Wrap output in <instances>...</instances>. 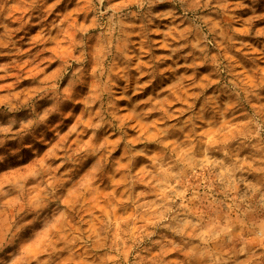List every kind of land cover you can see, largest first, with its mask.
<instances>
[{"label": "rangeland", "instance_id": "rangeland-1", "mask_svg": "<svg viewBox=\"0 0 264 264\" xmlns=\"http://www.w3.org/2000/svg\"><path fill=\"white\" fill-rule=\"evenodd\" d=\"M213 6L204 15L210 27H220L210 37L216 47L210 45L209 54L225 46L234 58L231 74L218 77L210 63L184 67L203 59L199 53L185 59L189 48L158 65L175 72L154 77L147 68L136 71L140 61L134 59L127 79L111 76L114 86L100 95L92 72L104 52L89 0H0V264H200L190 255V245L199 243L191 231L180 237L160 226L169 221L159 217L171 214L166 204L158 207L164 204L158 197L175 183V172L183 173L185 187L205 182L202 157L194 161L186 147L216 139L234 144L232 138L247 131L251 109L229 107L237 92H255L264 103V86L257 87L264 81V0H213ZM155 7L167 11L174 5L165 0ZM157 24L166 32L171 21ZM133 39L139 56L141 38ZM148 40L145 62L172 54L164 35ZM78 58L84 60L83 76L77 74ZM193 72L196 81L207 76L221 84L205 88L203 81L190 89L203 92L192 100L183 94L191 82L182 77ZM184 100L194 107L180 115ZM162 109L178 118H167ZM202 109L205 120L197 119L194 129L165 134L168 125ZM251 154L244 148L241 156ZM249 239L237 233L235 247L224 251Z\"/></svg>", "mask_w": 264, "mask_h": 264}, {"label": "clouds", "instance_id": "clouds-1", "mask_svg": "<svg viewBox=\"0 0 264 264\" xmlns=\"http://www.w3.org/2000/svg\"><path fill=\"white\" fill-rule=\"evenodd\" d=\"M168 2L174 7L161 11L155 6L165 3V0H121L119 5L110 4L109 0H89L95 12L93 27L100 30L97 42L104 52L102 58H97V65L92 72L100 95H103L105 86L109 89L114 86L111 76L127 79L129 65L134 59L140 61L135 65L136 71L147 68L154 77L167 71L175 72L174 67L158 68V65L166 59H173L177 52L189 48L193 51L188 52L185 59L194 53H199L203 59L197 57L198 63L194 61L192 64L183 65L184 67L195 69L210 63L218 77L231 74L230 68L234 58L227 54L225 46L221 45L215 55L209 54V46L216 47L210 37L220 27L218 23L210 27L211 18L204 15L210 6L214 10L213 0ZM133 6L135 13L124 11ZM133 16L134 19H130ZM165 19L170 20L171 24L167 26L166 32H161L157 21ZM150 35H164V47L172 54L167 57H152L145 62L143 56H151V42L148 40ZM137 36L141 38L139 56L135 55L137 42L133 39ZM174 43L179 47H175ZM78 59L81 67L77 74L83 76L84 60ZM146 74L149 73L141 72V75ZM195 75L193 72L190 76L182 77L183 80L191 82L183 89V94L190 96L192 100L203 92L190 94V89L200 87L203 81H207L205 88L211 87L212 84H221V79L210 80L207 76L202 77V81H196ZM221 86L228 87L227 84ZM259 86H264V81L257 85ZM236 95V103H230L229 107L240 105L251 109V115L243 126L247 131L233 137L232 139L237 141L234 144L229 140L216 139L208 141L207 146L201 144L198 147L194 143L186 147V156H190L194 161L197 157H202L200 164L208 174L205 182L185 187L182 182L183 173L175 172L171 174L175 183L167 184L158 197L164 200V204L158 207H164L166 204L165 212L171 214L159 217L160 221H169L160 226L180 237L187 236L191 231L194 234L193 240H198L199 243L190 245V255L193 261L198 260L200 264H264V103L260 102L261 97L255 92H245L242 96L237 92ZM250 96H255V100L250 99ZM173 102H169V106ZM183 102L187 107L180 115L184 112L191 113L194 104L188 103L187 100ZM113 106L112 103L109 104V107ZM216 107L218 108V105ZM162 111H165L167 118H178L175 113L167 114L166 109ZM197 119L201 122L205 120L203 109L199 116L193 113L182 124L168 125L165 134L184 133L189 126L194 129ZM101 126L96 125L97 128ZM237 131L239 132V129ZM189 135H193V132L190 131ZM244 148H251L252 154L242 157ZM209 160L211 166L207 167L204 162ZM194 208H200L202 211L194 212ZM206 222L211 226L205 228ZM237 233H244L251 239L245 240L244 246L235 251H224L226 248L235 247L233 241ZM183 243L189 242L185 240ZM249 244L254 246L249 247ZM240 256L244 257L243 261L239 259Z\"/></svg>", "mask_w": 264, "mask_h": 264}]
</instances>
